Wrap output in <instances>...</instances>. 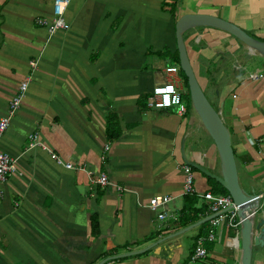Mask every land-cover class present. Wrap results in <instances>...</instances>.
Here are the masks:
<instances>
[{"label":"crops","instance_id":"obj_1","mask_svg":"<svg viewBox=\"0 0 264 264\" xmlns=\"http://www.w3.org/2000/svg\"><path fill=\"white\" fill-rule=\"evenodd\" d=\"M50 1L0 0V117L28 80L0 136V153L16 168L0 182V264H97L180 230L156 221L148 200L169 196L168 210L182 207L181 151L212 174L219 176L220 167L179 75L165 72L177 67L174 23L184 14L212 15L264 42V0H179L174 9L171 0H69L66 28L49 34L36 20L50 19ZM182 38L196 80L228 132L238 184L259 198L264 219V58L245 59L239 42L213 28L189 29ZM166 82L180 92L184 115L140 109ZM108 124L116 129L112 141ZM34 134L47 151L27 147ZM48 152L75 169L56 164ZM99 173L108 180L103 189L92 184ZM193 188L210 192L198 172ZM152 232L157 237L143 242ZM196 233L197 227L104 264H186ZM237 241L223 222L198 264H239ZM251 264H264V247L252 248Z\"/></svg>","mask_w":264,"mask_h":264},{"label":"water","instance_id":"obj_2","mask_svg":"<svg viewBox=\"0 0 264 264\" xmlns=\"http://www.w3.org/2000/svg\"><path fill=\"white\" fill-rule=\"evenodd\" d=\"M197 27L213 28L225 32L245 48L243 53L245 59H249L254 54L264 58V42L252 38L234 24L212 15L184 14L174 23L178 66L186 78L187 93L191 107L216 150L220 175L212 174L201 165L186 160L181 151L182 162L205 177L214 180L227 192L232 201V207L235 209L236 217L239 220L237 241L240 249L239 264H251L252 248L264 247V219L259 216V198L253 193L247 194L243 192L238 184L236 165L228 132L221 121L218 110L210 105L202 92L188 60L182 36L187 30ZM215 216L216 214L206 216L174 233L155 240L140 250L105 257L97 264L143 254L156 245L196 228Z\"/></svg>","mask_w":264,"mask_h":264},{"label":"built area","instance_id":"obj_3","mask_svg":"<svg viewBox=\"0 0 264 264\" xmlns=\"http://www.w3.org/2000/svg\"><path fill=\"white\" fill-rule=\"evenodd\" d=\"M68 3L69 0H51L50 19L48 21L45 19H37L36 23L40 26H46L49 34H52L59 29L64 30L66 25L63 20V13ZM28 66L30 69H33L35 67V62H28ZM165 72L168 74H176L177 67L166 68ZM251 77L261 78L262 75L253 74ZM27 81L28 80L25 79L18 84L15 94L8 103L6 114L0 117V136L7 129L11 116L19 107L21 98L23 97L27 86ZM145 108L153 110H169L180 116L184 115L186 111L180 92L171 82H166L164 84L155 86L145 100ZM27 147H39L42 150H46L45 147L40 146L39 142H37L35 134L28 136ZM107 150L108 147L104 146L103 152L105 153ZM48 153L50 158L56 164L62 165L65 169H75L72 164L64 163L53 153ZM100 159L103 160L104 156L101 155ZM15 169L14 159L5 153H0V182L7 180L15 172ZM180 170L183 174L182 195H196L198 198L204 201V204L207 208V213L202 216V218L216 214L215 217L207 221L205 234L198 236L194 240L193 249L187 258L186 264H198L206 259L208 250L205 248V244L214 243L216 241L217 230L221 224L225 222L226 227L228 229L234 230L235 236H238L239 220L236 217L235 209L232 207V201L228 195H214L209 191L200 195L196 194L193 188V172L191 167L181 163ZM92 184L103 189L108 185V180L104 173H99L92 181ZM171 201V197L163 195L153 196L148 200V210L154 214L156 221L160 223L168 221L171 223H176L178 221L180 215L179 210L171 211L167 209V205ZM161 227L162 226L160 224L158 226L159 230H161ZM228 241H231V239Z\"/></svg>","mask_w":264,"mask_h":264},{"label":"trees","instance_id":"obj_4","mask_svg":"<svg viewBox=\"0 0 264 264\" xmlns=\"http://www.w3.org/2000/svg\"><path fill=\"white\" fill-rule=\"evenodd\" d=\"M178 1L179 0H171V6L173 9L176 7V4L178 3ZM172 58H173V63H175V65L177 66V74L179 75L184 88L187 90L186 78L184 77L183 73L180 71L179 66H178L177 52H174ZM146 98L140 101V109L145 108ZM186 98L189 101L188 93H187ZM105 133H106L107 141H112L117 137L116 129L109 124L106 126ZM191 170L192 172H197L196 170L192 168ZM205 178L207 180V183H209L210 185V192L212 194L227 195V192L221 186H219L214 180L208 177H205ZM198 199L199 198L196 195H183L182 196V207L179 209L180 215H179L178 221L176 222L177 228H184L200 220L201 217L207 213V208L205 204L200 203V205L196 207V204L198 203ZM206 227H207V222L202 223L197 227V233H196L194 240L198 236H202L205 234ZM90 230H91L92 235L97 234V222H96V218L94 215L90 216ZM157 234H158L157 232H152L145 240H143V242L154 239L155 237H157L156 236ZM209 247H211V243L205 244L206 249H208Z\"/></svg>","mask_w":264,"mask_h":264},{"label":"rangeland","instance_id":"obj_5","mask_svg":"<svg viewBox=\"0 0 264 264\" xmlns=\"http://www.w3.org/2000/svg\"><path fill=\"white\" fill-rule=\"evenodd\" d=\"M199 84H200V83H199ZM200 85H201V84H200ZM200 87L203 89L202 85H201ZM188 104H189V107L191 108V106H190V105H191V104H190V101L188 102ZM200 134H201V133H199V132L196 133V134H195V137L198 138V139H199V142L202 143L203 140H200ZM203 134L205 135V132H203ZM205 136H206V135H205ZM201 138H202V137H201ZM205 138H206V137H205Z\"/></svg>","mask_w":264,"mask_h":264},{"label":"bare ground","instance_id":"obj_6","mask_svg":"<svg viewBox=\"0 0 264 264\" xmlns=\"http://www.w3.org/2000/svg\"><path fill=\"white\" fill-rule=\"evenodd\" d=\"M245 49V48H244Z\"/></svg>","mask_w":264,"mask_h":264}]
</instances>
